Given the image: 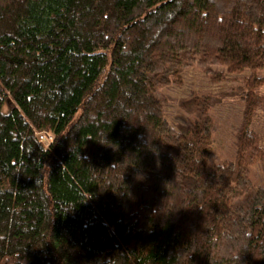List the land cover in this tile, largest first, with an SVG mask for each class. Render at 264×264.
Instances as JSON below:
<instances>
[{
    "label": "trees",
    "instance_id": "16d2710c",
    "mask_svg": "<svg viewBox=\"0 0 264 264\" xmlns=\"http://www.w3.org/2000/svg\"><path fill=\"white\" fill-rule=\"evenodd\" d=\"M194 64L264 68V0H0V264H264V77L208 167L216 99L180 132L156 94Z\"/></svg>",
    "mask_w": 264,
    "mask_h": 264
},
{
    "label": "rangeland",
    "instance_id": "374dc122",
    "mask_svg": "<svg viewBox=\"0 0 264 264\" xmlns=\"http://www.w3.org/2000/svg\"><path fill=\"white\" fill-rule=\"evenodd\" d=\"M213 67L224 70L226 79L219 82L212 81L198 64H194L183 70L181 82L162 86L156 90L157 96L163 99L166 118L180 132H184L186 126L193 124L199 118L197 104L194 101L188 102V98L203 94L216 99V103L209 111L213 132L208 167L236 159L237 133L242 125L244 107L240 95L237 94L238 87L245 83L249 75L264 77V68L228 72L222 65H213ZM255 89L264 95V82L255 86ZM183 101H187V104H182ZM251 126L261 135V144L264 147V105L257 111ZM250 177L255 186L264 185V159L258 160L251 166Z\"/></svg>",
    "mask_w": 264,
    "mask_h": 264
},
{
    "label": "clouds",
    "instance_id": "9594fccd",
    "mask_svg": "<svg viewBox=\"0 0 264 264\" xmlns=\"http://www.w3.org/2000/svg\"><path fill=\"white\" fill-rule=\"evenodd\" d=\"M36 143L39 144L42 153H47L51 150L53 145L56 143V137L52 136V137L46 138L43 141L36 142Z\"/></svg>",
    "mask_w": 264,
    "mask_h": 264
},
{
    "label": "built area",
    "instance_id": "2783aa9c",
    "mask_svg": "<svg viewBox=\"0 0 264 264\" xmlns=\"http://www.w3.org/2000/svg\"><path fill=\"white\" fill-rule=\"evenodd\" d=\"M52 136H54V134L51 131H46V130L39 131L36 133V137L39 142L45 140L46 138L52 137Z\"/></svg>",
    "mask_w": 264,
    "mask_h": 264
}]
</instances>
